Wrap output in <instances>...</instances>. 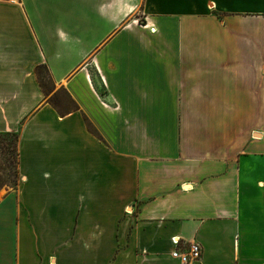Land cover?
Masks as SVG:
<instances>
[{"label":"crops","instance_id":"1","mask_svg":"<svg viewBox=\"0 0 264 264\" xmlns=\"http://www.w3.org/2000/svg\"><path fill=\"white\" fill-rule=\"evenodd\" d=\"M0 132V264H264V0H0Z\"/></svg>","mask_w":264,"mask_h":264},{"label":"rangeland","instance_id":"2","mask_svg":"<svg viewBox=\"0 0 264 264\" xmlns=\"http://www.w3.org/2000/svg\"><path fill=\"white\" fill-rule=\"evenodd\" d=\"M46 80V79H45ZM48 83V82H46ZM53 93V94H52ZM51 96L56 95V103L58 107L72 108V104L67 100L64 92L61 89L52 91ZM13 139L9 135L0 134V198L8 190V188L15 187L19 181L18 175H10L8 169H12L13 160L15 159L14 152H12Z\"/></svg>","mask_w":264,"mask_h":264},{"label":"trees","instance_id":"3","mask_svg":"<svg viewBox=\"0 0 264 264\" xmlns=\"http://www.w3.org/2000/svg\"><path fill=\"white\" fill-rule=\"evenodd\" d=\"M35 74L37 77L38 84L43 92L44 98L49 102L59 114L63 115L65 113L70 112L71 110H74L76 108L74 101L69 97L68 93L64 91V89L60 88L67 100H69L72 104V108L64 107L63 109L58 107V104L56 103V95L51 96L50 93L53 91V84L51 82V77L49 75L48 69L45 65L41 64L35 67ZM46 79V80H45ZM48 82V83H46ZM57 91V90H56ZM53 94V93H52ZM87 127L90 129V125L88 122H86ZM0 134H5L11 136L13 139V147H12V152H14L15 159L13 160V166L11 167L12 169H8L9 174L11 175H18V169H17V157H18V151H17V133L16 132H0Z\"/></svg>","mask_w":264,"mask_h":264},{"label":"built area","instance_id":"4","mask_svg":"<svg viewBox=\"0 0 264 264\" xmlns=\"http://www.w3.org/2000/svg\"><path fill=\"white\" fill-rule=\"evenodd\" d=\"M179 238L173 237L172 243L178 245ZM172 256L179 258L181 264H188L190 261L199 260L201 257V246L197 241H193L189 244L187 251L177 250L172 251Z\"/></svg>","mask_w":264,"mask_h":264}]
</instances>
